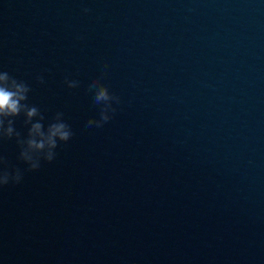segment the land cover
<instances>
[{
    "label": "water",
    "instance_id": "water-1",
    "mask_svg": "<svg viewBox=\"0 0 264 264\" xmlns=\"http://www.w3.org/2000/svg\"><path fill=\"white\" fill-rule=\"evenodd\" d=\"M0 71L75 129L34 171L0 141V264H264V0H0Z\"/></svg>",
    "mask_w": 264,
    "mask_h": 264
},
{
    "label": "clouds",
    "instance_id": "clouds-1",
    "mask_svg": "<svg viewBox=\"0 0 264 264\" xmlns=\"http://www.w3.org/2000/svg\"><path fill=\"white\" fill-rule=\"evenodd\" d=\"M84 11L91 10L85 8ZM36 79L41 84L45 82L43 75H38ZM65 82L69 88L79 85L77 80L66 79ZM89 87L95 90L94 102L102 104V108L100 118L90 119L87 126L102 127L112 118L110 113L115 112L112 102H119L120 97L112 93L100 78L93 80ZM30 91L26 81L18 80L7 71H0V141L15 138L20 146L19 159L28 165V171H34L41 167L42 159L48 162L55 159L59 142H67L75 129L63 112H57L53 122L45 128L44 114L38 106L28 103ZM21 113L25 117L24 124L30 125L26 138L15 128L14 118ZM23 177L21 168L12 166L5 156L0 155V189L10 183L20 184Z\"/></svg>",
    "mask_w": 264,
    "mask_h": 264
}]
</instances>
